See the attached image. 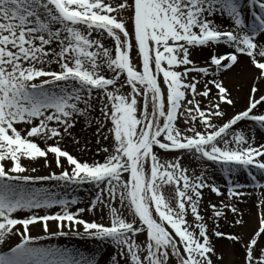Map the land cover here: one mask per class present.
<instances>
[{"label": "snow or ice", "instance_id": "obj_1", "mask_svg": "<svg viewBox=\"0 0 264 264\" xmlns=\"http://www.w3.org/2000/svg\"><path fill=\"white\" fill-rule=\"evenodd\" d=\"M246 6L250 23L242 0H0V245L10 247L0 251V264H98L78 250L36 243L69 233L110 244L111 264H223L213 236L240 243L243 264H264V211L245 239L219 230L225 209L244 225L238 208L210 204V229L203 190L224 194L207 168L197 174L183 164L188 155L220 165L229 177L245 169L264 189L253 174L264 176V143L256 141L257 129L264 132V0ZM218 14L230 20L227 27L216 23ZM218 45L230 51L217 54ZM193 48L209 50L203 66L191 58ZM240 56L255 69L252 85L246 109L225 120L222 105L235 102L216 77ZM81 120L94 126L102 160H81L61 147ZM244 120L254 122L247 133L234 128ZM22 158H44L60 172L25 175L36 168ZM39 182L94 191L88 207L73 212L82 200L33 187ZM245 187L229 179L228 198L247 195ZM57 206L52 214L36 211ZM21 211L30 215L16 218ZM86 211L102 220L106 213L108 223L81 218ZM37 222L48 236L29 234ZM13 236L20 239L15 247L7 244Z\"/></svg>", "mask_w": 264, "mask_h": 264}, {"label": "bare ground", "instance_id": "obj_2", "mask_svg": "<svg viewBox=\"0 0 264 264\" xmlns=\"http://www.w3.org/2000/svg\"><path fill=\"white\" fill-rule=\"evenodd\" d=\"M246 0H242V2L245 5V17H246V22L250 23L251 22V14H250V10L247 8ZM220 17L217 20L220 19H226V17H224L225 15H219ZM223 45H218L216 46V48L214 49L215 52H217V54L224 50ZM227 48V47H226ZM230 51V50H229ZM192 52V57H193V61L194 63L200 65L203 62H206V60L209 57V50L207 48H193L191 49ZM239 63L238 65L234 66L233 69L228 70L223 72L220 76H217L216 79L220 80L222 79L225 86L229 88V90L232 93V98L234 99V105L229 106V105H224V110L226 112H233L232 115L239 113L244 108V105H247V99H248V95H249V90L250 87L252 85V76L253 73L255 72V69L253 66L250 65L249 63V59L245 56H240L239 58ZM212 77H208L206 79H211ZM210 87H212L210 85ZM215 92L216 89L213 87V92L212 95L215 96ZM206 102V103H205ZM208 101L204 100V106H207ZM255 111V110H254ZM261 111H264V109H261ZM231 115V116H232ZM254 126V123L248 120H244V121H240L238 122L237 125L234 126V128L236 130H243L244 132H249V130ZM83 134L87 137L90 134V129L89 127H86V125L84 126V130H83ZM74 137V136H73ZM91 139L92 137L89 136ZM76 139V137H74ZM72 141V139H71ZM71 141L69 142L68 145L71 146V148H73L72 150L74 151V153L76 154V157L78 159H84L88 162H91L93 159H89V158H84L83 154L85 151H87V148H90V151H92L94 149L93 145H89L88 147L85 146L83 147L82 143L80 142L79 144H72ZM93 141V140H92ZM256 141L257 143H264V132H262L261 130L257 129V135H256ZM74 143V142H73ZM88 148V150H89ZM80 157H78V156ZM85 155V154H84ZM90 157V156H88ZM189 159H191L190 162V170L194 169L195 171L198 169L199 172L204 168V162L203 161H197L195 162L194 160H192V158H190L188 156ZM49 162H52L53 157L52 154H49V157L47 158ZM96 160H98L97 158H94ZM22 165L29 167V169H31L32 167L36 168L35 172H31L29 170V172H26L25 175H33V176H43V175H49L52 171H55L57 174H59L60 169L55 167V164L52 163V167H45V160L44 158H39L36 162L32 163L29 162L27 159H23L21 161ZM248 171V170H247ZM206 176L210 179H214V177H222L225 178L226 174L222 171L221 166L218 164H213V166H210L207 168V173ZM264 178V176H262ZM79 189H82V191L84 193L80 194V196L78 197V199L82 200V203H78L76 205H72L70 207V209H73L74 212L80 208V207H88V201L89 199L92 198L93 195V189L90 185H83V186H79ZM242 191H244L245 193H249L250 189L248 187H245L244 189H242ZM86 194V195H85ZM216 197V195L212 194V192L209 189H206L205 191H203V200L201 203V209L204 206H210V204H212L214 201V198ZM264 199V189H261L260 192L258 193V195L254 198V199H250L248 200L247 206L245 207L244 210V214H243V220H244V225H238L239 228L237 229H233L231 234H237L240 235V233H243L244 231L248 230V228L251 226V224L253 223L254 219H253V215L255 213H257V211H264V205L260 204V201ZM101 217V213L100 212H94V213H89V212H84L81 214V218L87 220V221H93L95 220L96 222L100 221L97 220L98 218ZM50 231L51 232H55L57 231L56 228V222L50 221ZM18 228H20L21 231H23L22 226H17ZM65 231H67V229H65ZM79 231L82 233L83 232V227H79ZM32 232V236L33 237H40V236H48V233H45L44 230L42 229V223L41 222H37V224L35 225H30L29 226V233ZM70 238L69 240H52V241H40V242H36L38 246H43V247H60V248H65V249H69V250H78L80 253H83L85 255H91L94 256L99 253V247L101 245H103L104 243H101L97 240H92V239H88L85 237L84 240H80L79 238H75L78 237L76 235H73L72 233H69V235H67ZM213 243L216 245V251L218 253V255H222L223 259L226 256V253H228L229 248L228 245H230V250L233 254L237 255L239 253L238 248L235 247L236 244L238 243H233L231 241H229L230 243H226L224 241H219V238H216L213 236ZM20 242L19 236H13L10 237V239L7 241L8 245H15L17 243ZM93 246H95L96 248L93 249ZM6 246L4 245H0V251H7ZM103 250V249H102ZM101 258V256H99L98 258H95L97 261H99V259ZM103 260H105V258H103Z\"/></svg>", "mask_w": 264, "mask_h": 264}, {"label": "rangeland", "instance_id": "obj_3", "mask_svg": "<svg viewBox=\"0 0 264 264\" xmlns=\"http://www.w3.org/2000/svg\"><path fill=\"white\" fill-rule=\"evenodd\" d=\"M245 3L247 5V0L245 1ZM219 17H220L219 14L215 17L216 23L222 24V25H224L226 27L230 24V20L227 18L226 15L224 16V17H226V19L217 20ZM229 50L230 49L224 47V50H222L220 52V54H224V53L228 52ZM133 57H134V59L136 57L135 50L133 51ZM191 58L193 59L192 56H191ZM135 63L139 64V60L135 59ZM204 64H205V62H203L200 65L203 66ZM246 106L247 105L245 104L243 109H245ZM223 107H224V105H222V108ZM223 110H224V108H223ZM226 113H227V116L225 117V120L227 119V117H230L233 112L230 111V112H226ZM221 122H223V121H221ZM84 126H85V123H84L83 120L78 122L76 124L75 128L71 130L72 136L71 137H65V139L63 141H61V147L63 149H65V150L69 151L70 154L76 156V154L72 150L73 148H71V146L68 145L69 142L71 141V139H72L71 143L73 145L76 144V143H73V136H74V137H76L77 140H79L82 143L83 147H85V146L88 147L89 145L90 146L91 145L94 146V149L92 151H90L89 147H88L89 150L87 148V151L84 152L85 155L83 154L84 158H89L90 160L94 159V158H97L98 160H102L103 154L102 153L97 154L98 146L96 145V137L93 135V132L95 130L94 126L93 127H89V129H90L89 136H91L92 139L89 136L86 137L83 134ZM36 142L40 145L41 148H44L45 145H44V143L42 141L36 140ZM102 142L105 144V146H107L108 144L111 143L110 140L109 141H102ZM48 144H52V141H48ZM175 155H176L175 153L168 154V158H173ZM88 156H90V157H88ZM82 160H84V159H82ZM192 160H194V159H192ZM188 161H191V159L188 158V155H185L184 160H183V164L190 168V165H189L190 162H188ZM194 161L197 162L196 160H194ZM213 164L214 163L211 162V161L204 162V168H208L210 166H213ZM195 172L197 174H199V170L198 169ZM253 174L256 175L257 180L260 183H264V178L258 172H255L253 170ZM207 179H208V181L210 183H213V184L219 186L220 189H221V192L224 194L223 196H217L215 193L212 192V194L216 195V197L214 198L215 202H213L212 204H217L219 206L221 201H224L225 203H231L235 207L238 208L239 213L242 215V217H243V214H244L245 207L247 206L248 200L254 199L258 195L260 190H261V188H257L255 186H253V182L251 180V177L248 175V171L245 170V169H240L238 172H236L231 177L226 175L225 178L214 177V179H210V178L207 177ZM229 179H231L233 181V184L239 183V184L247 185V187L250 189V192L247 193V195H244L243 197H235V198L229 199L228 198V193H227L228 180ZM33 187H50V188H53L54 191L60 193L61 195H66L69 199L78 198L80 196V194L84 193L82 191V189H79L78 187H69L67 189L55 187L54 182H39L38 184L33 185ZM206 189L207 188H205L203 191H205ZM169 193H170V189L166 188L165 189V195H169ZM69 210L74 212L73 209H69ZM201 210H202L201 214L205 215L206 219L208 220V224H209L210 229L213 228V223H212V219H211L212 210H211L210 206H204ZM36 211L39 212V214L43 215L45 213V211H47L49 214H52V213L60 211V209L57 206V207H54V208L48 209V210H36ZM225 212H226L227 219H220L218 221L219 230L224 232V233L231 234L233 229L239 228L238 225H236L234 223L235 219L238 218V217L236 216V214L231 213L230 209H225ZM261 212L262 211H260V212L257 211V213H255L253 215V219H254L253 223L248 228V230L244 231L243 233H240V236H243L245 239H247V237L251 233H253L254 230L257 229V227H258V217H259ZM125 214H127V213H125ZM28 215H30V213H28L26 211H21V212H18L16 214H14V216L16 218H25ZM191 219H192V217H189V220H191ZM97 220H100L98 222L108 223V217H107L106 213L104 215L103 220L101 219V217L98 218ZM49 224H50V222H49ZM42 229H43V227H42ZM29 234L31 235L32 232L29 233ZM70 238H72V237H69V236H52L51 238H48V239L38 240V242H40V241L60 240V239L69 240ZM75 238H79L80 240H84L85 239V238H80V237H75ZM139 239L143 240L144 237L141 235L139 237ZM219 241H224V242H226L228 244L230 243L229 240H227L225 238H219ZM15 245H10V246L11 247H15ZM235 247L238 248V251H239V253L237 255H235V254H233L231 252L230 245H228L229 251H228V253H226V256L223 259V264H243V258H244L243 247H242V245L240 243L236 244ZM94 248H96V247L93 246V249ZM99 249H100L99 253H97L95 255V258H98L99 256H101V258L98 261V264H111V257H112V255L115 254L114 248L110 244L104 243L103 245H101L99 247ZM9 250H10V247L7 248V251H9ZM103 258H105V260H103Z\"/></svg>", "mask_w": 264, "mask_h": 264}]
</instances>
